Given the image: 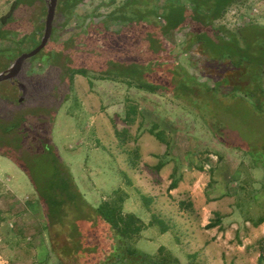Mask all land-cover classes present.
<instances>
[{
    "label": "rangeland",
    "instance_id": "obj_1",
    "mask_svg": "<svg viewBox=\"0 0 264 264\" xmlns=\"http://www.w3.org/2000/svg\"><path fill=\"white\" fill-rule=\"evenodd\" d=\"M123 1L81 0L73 7L58 2L56 21L67 23L57 30L56 43L70 53L66 43L72 37L88 24L106 19L113 32L119 24L109 19L110 13ZM167 1L159 0V4ZM177 1L189 5L187 0ZM15 2L0 0L1 29L3 17ZM48 3H20L17 17L7 26L31 32L37 26L27 16L43 11L39 24L44 28ZM215 23L234 31L252 24L264 26V0H236ZM188 32L179 29L169 34L167 40L174 51L166 57L161 72L187 73L203 84L200 88H212L209 105L207 100L176 94L173 88L150 92L117 78L94 75H76L69 88L60 66L48 71L40 59H26L13 81H0V117L11 121L21 110L37 111L51 104L44 119L51 114L53 145L71 168L75 183L91 205L109 201L123 207L124 214L140 218L143 231L133 243L138 249L155 254L164 246L180 264H264V248L253 241L252 231L264 217V98L258 92L261 101H255L244 67L202 54L199 44L185 50ZM13 47L12 41H0V57ZM24 54L7 53L13 60ZM78 55L91 57L86 52ZM134 58L132 53L127 56L128 61ZM148 62L142 59L143 64ZM11 68L7 63L0 74ZM259 70L258 66L248 69L254 76ZM261 79L264 88V70ZM11 84L28 87L27 92H18L24 98L20 104L5 98L18 96L8 94ZM218 122H222L221 129L214 127ZM42 133L36 131L26 139L23 152L39 151L46 132ZM0 149L27 160L11 145L3 143ZM11 161L0 155V209L8 212L5 204H17L13 214L17 218L7 232L12 252L3 256L7 264H57L50 254L45 216L33 193L34 185ZM19 175L32 190L20 196L10 186L12 176ZM91 225L81 222L83 228ZM98 233L89 245L99 246L104 236L110 241L113 235L103 224Z\"/></svg>",
    "mask_w": 264,
    "mask_h": 264
},
{
    "label": "trees",
    "instance_id": "obj_2",
    "mask_svg": "<svg viewBox=\"0 0 264 264\" xmlns=\"http://www.w3.org/2000/svg\"><path fill=\"white\" fill-rule=\"evenodd\" d=\"M34 1L16 0L10 12L3 17L4 28H0V41H12L15 47L1 55L4 58L0 57V71L6 68L7 63L11 68L13 65L11 63L17 60L9 57L8 52L30 53L44 39L48 10L43 13L44 28L39 24L43 11L35 15L30 14L29 17L26 15L29 21L35 22L37 26L32 28L31 32L22 33L16 29V25L7 26L15 20V16L17 17L15 11L20 3L33 4ZM61 1L68 2V6L73 7L81 0H57V4ZM235 1L187 0L189 6L177 0H169L164 5H160L159 0H124L109 17L119 24L117 29L110 31L107 19L100 23L88 24L79 35L66 43L70 53L66 52L62 43L55 41L57 30L62 25L65 28L67 23L56 21L55 14L51 34L43 49L27 60L40 59L43 65L44 63L47 65L48 71L60 66L62 76L65 80L68 77L69 88L72 87L76 75H94L117 78L130 86L134 85L150 92L173 88L176 94L197 97L204 103L207 100L209 105L211 97L208 94L212 88L209 86H206L207 89L200 88L203 84L187 73L180 75L177 71L166 72V69L161 72L166 57L174 51L167 40L169 34L174 30L189 29L185 50L188 51L195 44H199L202 54L210 55L218 61L229 60L237 68L244 67L250 79L247 85L252 89L250 93L255 96V101L259 99L261 101L259 93L264 98L261 79L264 70V26L252 24L234 31L215 23ZM49 4L50 0L48 8ZM80 52L89 53L91 57L84 58L78 55ZM130 53L135 54V58L128 61L127 56ZM146 58L149 62L143 64L142 59ZM257 66L260 68L259 74L255 76L249 74L248 69ZM194 86H197L196 89ZM235 87L242 88L241 85ZM27 88L7 85L8 94L18 95L22 90L27 92ZM5 98L15 99L14 102L17 104L24 99L21 98V94ZM44 107H38L37 111L21 110L11 121H5L0 117V137L3 135V139L0 138V146L5 143L15 147L20 150L19 155H23L22 158L25 157L27 160L12 156L2 149L0 155L13 160L34 185L45 216L44 228L49 237L50 254L55 255L57 264H180L178 258L164 246L155 254L134 246V240L143 231L140 218L134 213L124 214L123 207L109 201L98 206L88 203L74 181L71 168L53 145L49 126L51 114L44 119L47 109L52 107L51 104ZM221 123H216L214 127L221 129ZM36 131L40 134H43L42 131L46 132L44 137H41L42 148L36 152H28L30 150L23 152L26 150L25 140L32 137ZM30 154L31 157L28 156ZM82 220L90 221L92 225L83 228ZM261 220L264 221V217ZM102 224L113 231L110 241L108 236H104L103 244L89 245L91 237H98V227ZM47 257L48 254L46 259Z\"/></svg>",
    "mask_w": 264,
    "mask_h": 264
},
{
    "label": "crops",
    "instance_id": "obj_3",
    "mask_svg": "<svg viewBox=\"0 0 264 264\" xmlns=\"http://www.w3.org/2000/svg\"><path fill=\"white\" fill-rule=\"evenodd\" d=\"M16 166L17 165L12 162V167L16 169ZM17 167L19 168V166H17ZM10 171L12 172V170H10ZM12 178L14 180H10V186L12 188V191L15 192V194L18 191V194H17L18 196H20L22 193H24V191L25 192L32 191V190H29V188L26 186L25 182L22 181V179H20V175L18 177L12 176ZM33 193H35V191H33ZM5 205L6 206L8 205V207L10 209L6 210L8 212H2L0 209V247H2V248H0V264H7L9 262L8 260H6V257L3 256V253L4 252H12V247H11V243L9 242V238L7 237L8 236L7 232H11L12 220L17 218L16 216L13 217L14 208L17 207V204L16 203H7ZM256 223H257V225L252 227L253 228L252 231L255 234V237H253V241L258 242L259 243L258 245L261 246L262 248H264V221H262L260 219ZM12 233L16 234L15 232H12ZM2 241H3V243H2ZM247 242H250V239H248ZM246 244L247 243L244 244L245 248L247 246ZM238 255L244 257L245 254L244 253L242 254L239 252ZM46 256L44 258V261L46 260Z\"/></svg>",
    "mask_w": 264,
    "mask_h": 264
},
{
    "label": "water",
    "instance_id": "obj_4",
    "mask_svg": "<svg viewBox=\"0 0 264 264\" xmlns=\"http://www.w3.org/2000/svg\"><path fill=\"white\" fill-rule=\"evenodd\" d=\"M56 5H57V0H50L47 19H46V33H45L42 43L37 48L32 50L30 53L24 54L23 56L18 58L16 62L14 63V65L12 66V68L10 69V71L0 74V81L7 80V79H11L13 81L15 76L19 72L20 70L19 67L21 66L23 61H25L28 57L33 56L34 54L38 53L39 51L43 49L45 43L47 42V39L49 38L51 34L52 23H53L55 14H56Z\"/></svg>",
    "mask_w": 264,
    "mask_h": 264
}]
</instances>
